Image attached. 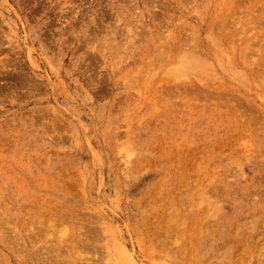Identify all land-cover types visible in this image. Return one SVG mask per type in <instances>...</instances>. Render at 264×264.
Returning a JSON list of instances; mask_svg holds the SVG:
<instances>
[{
	"label": "rangeland",
	"instance_id": "374dc122",
	"mask_svg": "<svg viewBox=\"0 0 264 264\" xmlns=\"http://www.w3.org/2000/svg\"><path fill=\"white\" fill-rule=\"evenodd\" d=\"M0 264H264V0H0Z\"/></svg>",
	"mask_w": 264,
	"mask_h": 264
},
{
	"label": "bare ground",
	"instance_id": "6f19581e",
	"mask_svg": "<svg viewBox=\"0 0 264 264\" xmlns=\"http://www.w3.org/2000/svg\"><path fill=\"white\" fill-rule=\"evenodd\" d=\"M203 62H204V61H203ZM204 63H205V62H204ZM205 65H206V64H205ZM202 66H203V65H202ZM212 70H213V69H212ZM224 93H226V92H224ZM218 94H219V93H218ZM226 95H227V93H226ZM217 96H218V95H217ZM217 96H216V97H217ZM224 96H225V94H224ZM224 96H223V98H225ZM214 98H215V96H214ZM219 98H220V97H219ZM220 99H221V98H220ZM220 99H219V101H220ZM226 99H227V98H226ZM233 99H235V98H233ZM229 100H230V98H229ZM237 100H238V99H237ZM215 101H217V100L215 99ZM223 101L226 103V101H225L224 99H223ZM227 101H228V99H227ZM220 104H221V103H220ZM240 104H241V103H240ZM230 105H231V104H230ZM234 105H235V104H234ZM231 106H232V105H231ZM238 106H239V105H238ZM238 106H237V107H238ZM235 108H236V107H235ZM239 108H241V107H239ZM234 110H235V109H234ZM237 110H238V109H237ZM250 112H252V111H250ZM258 118H259V117H258ZM257 121H258V120H257ZM249 125H250V124H249ZM250 126H251V125H250ZM251 129H252V128H251ZM97 237H98V236H97ZM98 238H99V237H98ZM115 239H116V238H115ZM115 241H116V240H115ZM88 246H89V245H88ZM117 246L119 247V246H121V245L118 244ZM94 248H95V247H94ZM119 249L122 250L121 252H122V254H124V256H128L129 253H130V252L128 253V250H127L126 248H124V247H123V248L119 247ZM124 256H123V257H124ZM129 257H131V258H129ZM129 257H128L129 260H132V255H131V256L129 255ZM92 259H93V258H92ZM93 261H94V260H93ZM93 261H92V262H93ZM132 261H133V260H132ZM133 262H135V261H133ZM131 263H132V262H131Z\"/></svg>",
	"mask_w": 264,
	"mask_h": 264
}]
</instances>
